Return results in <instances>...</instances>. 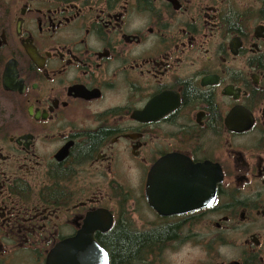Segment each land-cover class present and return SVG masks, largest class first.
Instances as JSON below:
<instances>
[{
  "label": "flooded vegetation",
  "instance_id": "flooded-vegetation-1",
  "mask_svg": "<svg viewBox=\"0 0 264 264\" xmlns=\"http://www.w3.org/2000/svg\"><path fill=\"white\" fill-rule=\"evenodd\" d=\"M105 262L264 264V0H0V264Z\"/></svg>",
  "mask_w": 264,
  "mask_h": 264
},
{
  "label": "trees",
  "instance_id": "trees-1",
  "mask_svg": "<svg viewBox=\"0 0 264 264\" xmlns=\"http://www.w3.org/2000/svg\"><path fill=\"white\" fill-rule=\"evenodd\" d=\"M117 238V237H116ZM115 237H111V239H116ZM141 237H136V238H133V237H131L129 234H127V233H123L121 236H120V239H122L121 240V242H122V244H121V247H119V249L120 250H122L123 251V254L125 253V252H128L130 249H131V247H135L136 249H137V247H138V245H137V243L135 242V240H139ZM132 241V242H131ZM112 249V252H116V247L114 248V247H112L111 248Z\"/></svg>",
  "mask_w": 264,
  "mask_h": 264
},
{
  "label": "water",
  "instance_id": "water-1",
  "mask_svg": "<svg viewBox=\"0 0 264 264\" xmlns=\"http://www.w3.org/2000/svg\"><path fill=\"white\" fill-rule=\"evenodd\" d=\"M48 258H49V261H55V262H57V261H62V262H64V254H60L59 256L58 255H56L54 252H50L49 253V255H48ZM105 264H106V262H105Z\"/></svg>",
  "mask_w": 264,
  "mask_h": 264
}]
</instances>
